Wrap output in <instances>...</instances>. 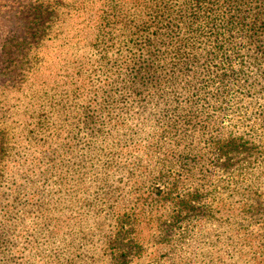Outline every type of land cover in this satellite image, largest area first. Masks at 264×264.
I'll return each instance as SVG.
<instances>
[{
  "label": "rangeland",
  "instance_id": "374dc122",
  "mask_svg": "<svg viewBox=\"0 0 264 264\" xmlns=\"http://www.w3.org/2000/svg\"><path fill=\"white\" fill-rule=\"evenodd\" d=\"M97 1L0 0V264H264V58L216 109L156 95Z\"/></svg>",
  "mask_w": 264,
  "mask_h": 264
},
{
  "label": "trees",
  "instance_id": "16d2710c",
  "mask_svg": "<svg viewBox=\"0 0 264 264\" xmlns=\"http://www.w3.org/2000/svg\"><path fill=\"white\" fill-rule=\"evenodd\" d=\"M80 4H84L83 11H86L91 9L93 0H80ZM78 9L76 1L73 2L71 10ZM99 12L100 20L111 14L123 33L129 34L132 53L125 66L134 83L149 89V82H154L156 95H162L164 90L172 95L182 93L198 108L203 107L199 92L210 93L211 107L216 109L221 106L220 99L224 95L235 96L249 89V74L242 73L241 78L238 71L244 67L238 68L235 63L239 52L245 54L250 73L254 60L258 56L264 58L258 53L262 45L259 38L264 31L259 29L260 34H252L257 32L255 27L260 23L261 27L264 25V0H104ZM205 30L213 33L207 49L201 44L195 46V37L202 36ZM251 47L257 51L253 57ZM254 72L257 73V69L254 68ZM195 117L190 116L188 121ZM239 139L218 141V152L228 157L230 153L238 155L242 148L239 146L248 150L247 146L252 143L243 144ZM197 196V192L185 196L182 202L189 206ZM218 214H222L220 208ZM247 246L249 255L255 257L263 244L257 241Z\"/></svg>",
  "mask_w": 264,
  "mask_h": 264
}]
</instances>
